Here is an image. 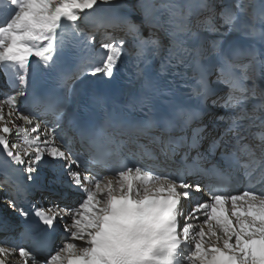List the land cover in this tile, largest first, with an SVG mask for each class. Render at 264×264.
<instances>
[{"label": "snow or ice", "instance_id": "6c2138e0", "mask_svg": "<svg viewBox=\"0 0 264 264\" xmlns=\"http://www.w3.org/2000/svg\"><path fill=\"white\" fill-rule=\"evenodd\" d=\"M8 2L0 264H264V0ZM209 159L248 186L203 187Z\"/></svg>", "mask_w": 264, "mask_h": 264}, {"label": "bare ground", "instance_id": "6f19581e", "mask_svg": "<svg viewBox=\"0 0 264 264\" xmlns=\"http://www.w3.org/2000/svg\"><path fill=\"white\" fill-rule=\"evenodd\" d=\"M87 11V10H86ZM94 14V13H93ZM82 15H84V14H82ZM87 16V15H86ZM86 16H84V20L86 19L85 17ZM77 24L79 25V22H77ZM68 27H64L63 28V32H62V38L65 36V34H66V29H67ZM97 59L99 60V57H97ZM12 71L14 72L15 71V66H13L12 65ZM2 73V72H1ZM2 75H3V77H4V74L2 73ZM5 79H7L6 77H5ZM10 89L8 88V86L5 88V87H2V86H0V93H3V92H6V91H9ZM5 110H7V109H5ZM42 116V115H41ZM42 117H44V116H42ZM45 118V117H44ZM46 119V118H45ZM47 120V119H46ZM29 133H31V132H29ZM28 134V133H27ZM34 135V133H32L31 134V137ZM30 137V136H29ZM28 138V137H27ZM10 139H11V137H10ZM30 139V138H29ZM20 142H23V139H21V141ZM2 199V198H1ZM3 200V199H2ZM1 205V208L2 209H4V210H8V212H13V210L12 209H9V208H7L6 207V205L4 204V203H1L0 204ZM11 218V217H10ZM13 219H16L17 217L15 216V217H12ZM3 237H0V239H2ZM60 243H61V241H60ZM59 243V244H60ZM66 243V242H65ZM59 245H57V247H58ZM66 257H67V253H64L63 254V256H62V259H64L65 260V263L67 262L66 261ZM40 264H44V260L43 261H41L40 262Z\"/></svg>", "mask_w": 264, "mask_h": 264}, {"label": "rangeland", "instance_id": "374dc122", "mask_svg": "<svg viewBox=\"0 0 264 264\" xmlns=\"http://www.w3.org/2000/svg\"><path fill=\"white\" fill-rule=\"evenodd\" d=\"M28 136H30V134H28ZM3 203V200L0 198V204ZM8 211V210H7Z\"/></svg>", "mask_w": 264, "mask_h": 264}]
</instances>
